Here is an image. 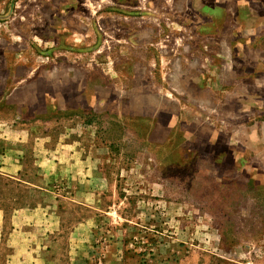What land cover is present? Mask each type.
<instances>
[{
  "label": "rangeland",
  "instance_id": "1",
  "mask_svg": "<svg viewBox=\"0 0 264 264\" xmlns=\"http://www.w3.org/2000/svg\"><path fill=\"white\" fill-rule=\"evenodd\" d=\"M254 77L264 0H0V264H264Z\"/></svg>",
  "mask_w": 264,
  "mask_h": 264
},
{
  "label": "crops",
  "instance_id": "2",
  "mask_svg": "<svg viewBox=\"0 0 264 264\" xmlns=\"http://www.w3.org/2000/svg\"><path fill=\"white\" fill-rule=\"evenodd\" d=\"M205 7H203V9L201 10L200 15H202L201 17H204L203 19H206L207 21L206 20H204V21L202 20V22L201 21L198 22L197 26L195 27V29H197V30L194 29V34L197 37V43H196L197 49L198 48L200 49V43H203V41H209L210 40V38L212 37V30L213 29L216 30V28L218 27L217 22L215 21V19H216L217 16H220V14H221V16H223V12H224V8L221 5H218L216 7H214V5H207V6L205 5ZM253 38H250V39L252 40ZM248 39H249V37H248ZM230 42L231 43L228 42L229 43L228 47H229V50H230L229 52L232 54V47L234 49L235 45L232 44V41H230ZM247 43L248 42L243 43L242 45L247 46ZM202 51H204V50H202ZM210 52H211V50L208 49L207 53H210ZM245 52H246V50H245ZM208 56H210V55H208ZM229 56L231 58V55H229ZM206 58H207L208 61L210 60L209 57H206ZM233 58H235V57L233 56ZM239 58H240L241 65H243L246 68H248L249 66H255L256 65V64H252V60L253 59H252V57H250V55H247V54L243 53V54H241L239 56ZM255 59H257V58H255ZM243 66H241V67H243ZM230 71H231V69H230ZM255 73H257V72H255ZM246 75H247V78H249V76L253 77V76H251L249 74H246ZM254 78H255L254 79V81H255L254 84H252V85L247 84V85L244 86L243 89L242 88L240 89L241 93L244 96L246 95V92L250 94L252 91H254V92L256 91V93H259V92L263 91L262 86L264 84L263 83L264 80H261V78H257V77H254ZM251 86H255L256 89L252 88ZM249 96L253 97L254 93H251V95H249ZM245 97L247 98L248 96H245ZM248 99H251V97H248ZM257 102H258V100H257ZM246 103H249V101L246 100ZM249 122H254L255 126L257 125V127L261 125L258 128H259L260 132L264 135V127H263L264 126V122L259 124L258 121H252V119Z\"/></svg>",
  "mask_w": 264,
  "mask_h": 264
}]
</instances>
